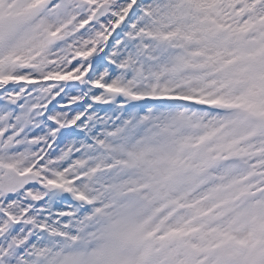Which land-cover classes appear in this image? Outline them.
Returning a JSON list of instances; mask_svg holds the SVG:
<instances>
[{
    "label": "snow or ice",
    "instance_id": "snow-or-ice-1",
    "mask_svg": "<svg viewBox=\"0 0 264 264\" xmlns=\"http://www.w3.org/2000/svg\"><path fill=\"white\" fill-rule=\"evenodd\" d=\"M0 264H264V0H0Z\"/></svg>",
    "mask_w": 264,
    "mask_h": 264
}]
</instances>
